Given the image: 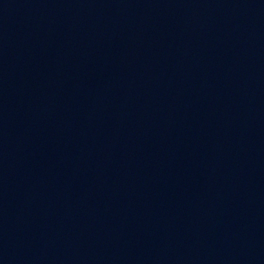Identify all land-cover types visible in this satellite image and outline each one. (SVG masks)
Here are the masks:
<instances>
[{"label":"water","instance_id":"95a60500","mask_svg":"<svg viewBox=\"0 0 264 264\" xmlns=\"http://www.w3.org/2000/svg\"><path fill=\"white\" fill-rule=\"evenodd\" d=\"M0 264H264V0H0Z\"/></svg>","mask_w":264,"mask_h":264}]
</instances>
